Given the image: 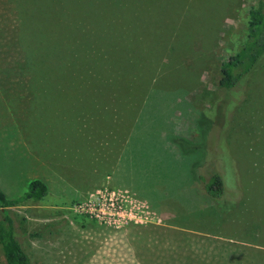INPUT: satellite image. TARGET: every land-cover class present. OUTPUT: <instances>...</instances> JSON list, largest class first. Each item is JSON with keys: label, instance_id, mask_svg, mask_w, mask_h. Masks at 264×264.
I'll use <instances>...</instances> for the list:
<instances>
[{"label": "rangeland", "instance_id": "374dc122", "mask_svg": "<svg viewBox=\"0 0 264 264\" xmlns=\"http://www.w3.org/2000/svg\"><path fill=\"white\" fill-rule=\"evenodd\" d=\"M260 1L0 0V189L17 199L32 181L49 187L9 210L34 264H264V62L228 127L217 108L221 67ZM202 113L215 122V162L236 164L244 188L227 215L189 187L203 137L195 153L177 141L197 140ZM161 136L179 194L158 207L111 185L145 201L152 219L117 230L71 210L113 180L103 158L112 148L132 141L150 159Z\"/></svg>", "mask_w": 264, "mask_h": 264}, {"label": "trees", "instance_id": "16d2710c", "mask_svg": "<svg viewBox=\"0 0 264 264\" xmlns=\"http://www.w3.org/2000/svg\"><path fill=\"white\" fill-rule=\"evenodd\" d=\"M249 16L248 33L244 44L221 67L222 78L219 88L222 96H220L221 101L217 107L218 123L220 125V122L223 121L224 126L227 127L230 125V120L237 108L245 101V81L264 62V0H261L256 7L250 10ZM201 119L196 126L197 140L186 138L177 140L182 146H191L189 153H195L200 150L199 143L203 137L202 147L205 150L203 151L205 162L201 176H196V180H192V182L201 188V192L205 194L218 213L227 215L237 212L245 201L239 168L236 164L227 165L228 163L223 158L217 163L215 162L213 153L216 142V135H214L213 130L215 122L209 119L205 113H202ZM199 122L203 128L205 126L203 133L200 131ZM228 123L229 125H225ZM223 148L222 143L221 153H224ZM207 170H211V172ZM47 196L48 186L40 180L32 181L28 191L17 199H9L5 192L0 189V246L6 264H34L19 237L9 210L29 200L39 202ZM31 236L43 237L42 234L37 233Z\"/></svg>", "mask_w": 264, "mask_h": 264}, {"label": "crops", "instance_id": "0c3cea01", "mask_svg": "<svg viewBox=\"0 0 264 264\" xmlns=\"http://www.w3.org/2000/svg\"><path fill=\"white\" fill-rule=\"evenodd\" d=\"M164 138V136H161L159 139L156 137L155 144L157 148L151 146L149 147V150L155 151V153L150 156V159L149 157L141 159L143 149L141 146H139V144L135 148L132 147V141L129 145L127 144V146L121 150V154L119 155H117V149L113 150L112 148V151L110 150L111 155L108 156V153H106L107 155H104L103 157L105 166L107 168V173H112L111 175H113V180L111 178L109 180L110 183L114 186H127L139 197L151 202L153 206L156 202V206L158 207H161V205H164L166 202L171 200V196L168 197L169 195H167L169 191L171 193L175 192V194H179L182 190V187L180 186L181 180H172L170 176L169 172L171 167L169 169L168 165L165 163ZM149 143L150 142H147V147ZM138 168L142 170V174L145 178H142L139 173H136V169ZM131 169L135 170L134 176L131 177L132 183H130L128 180H123L128 175L126 171H131ZM154 176H157L158 178L161 177L162 180H152ZM137 180L140 181L138 182ZM103 182L104 180H100L96 185L93 186H99V184ZM55 184L57 185L56 182ZM78 184L82 188H84L86 185L85 181H79ZM93 186L91 185V188L87 189L86 191L82 190V194L84 195L86 192L92 190L94 188ZM184 186L187 187V185ZM189 187L191 188V191L194 190V198L197 199L196 184L192 182ZM173 197L175 200H179V197H175L174 195Z\"/></svg>", "mask_w": 264, "mask_h": 264}, {"label": "built area", "instance_id": "2783aa9c", "mask_svg": "<svg viewBox=\"0 0 264 264\" xmlns=\"http://www.w3.org/2000/svg\"><path fill=\"white\" fill-rule=\"evenodd\" d=\"M111 185L107 182L90 197L71 206V210L94 224L117 230L148 222V219L154 217V212L145 201L138 199L129 190Z\"/></svg>", "mask_w": 264, "mask_h": 264}]
</instances>
